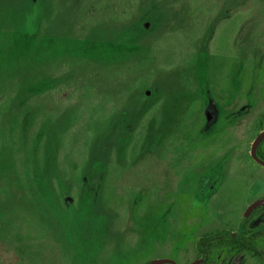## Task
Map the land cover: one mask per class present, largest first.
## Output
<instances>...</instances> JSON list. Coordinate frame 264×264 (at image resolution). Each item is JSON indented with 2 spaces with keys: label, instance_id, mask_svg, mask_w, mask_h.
I'll use <instances>...</instances> for the list:
<instances>
[{
  "label": "rangeland",
  "instance_id": "obj_1",
  "mask_svg": "<svg viewBox=\"0 0 264 264\" xmlns=\"http://www.w3.org/2000/svg\"><path fill=\"white\" fill-rule=\"evenodd\" d=\"M91 1L0 0V264H264V0Z\"/></svg>",
  "mask_w": 264,
  "mask_h": 264
},
{
  "label": "trees",
  "instance_id": "obj_2",
  "mask_svg": "<svg viewBox=\"0 0 264 264\" xmlns=\"http://www.w3.org/2000/svg\"><path fill=\"white\" fill-rule=\"evenodd\" d=\"M141 1L142 0H92L85 9L83 16L85 20L91 18L96 21H102L108 18H114L116 20L121 18H131L134 15L133 13L135 10L140 6ZM72 62L75 63L72 65L77 66L76 64H78L77 62H80V60H72ZM70 85L72 86V84ZM62 90L63 88L57 87L51 91L53 100H55ZM245 227L246 225L242 230L243 237L241 239L235 240L230 235L224 234V230H222L211 233L210 235H204L198 240V245L203 249L208 247L211 248L213 244H227L229 247L234 249L256 250L253 238L246 236Z\"/></svg>",
  "mask_w": 264,
  "mask_h": 264
},
{
  "label": "flooded vegetation",
  "instance_id": "obj_3",
  "mask_svg": "<svg viewBox=\"0 0 264 264\" xmlns=\"http://www.w3.org/2000/svg\"><path fill=\"white\" fill-rule=\"evenodd\" d=\"M259 122L261 123V119H259ZM262 132H264V130H260L259 133L257 134V136L259 134H261ZM263 144H264V139H262L260 141V143L258 144L257 150H256V155L260 161V162L257 161V163L264 168V146H263ZM262 206H264V205H262ZM196 254L197 253L195 251V252L189 253L187 255L188 260H189L187 262V264H192L193 262L198 261V260H202V262L199 264H206L208 262V260H209L208 251H202V254L200 257L196 256ZM145 264H182V262H181L180 257H168V258H160V259H151V260L147 261Z\"/></svg>",
  "mask_w": 264,
  "mask_h": 264
},
{
  "label": "water",
  "instance_id": "obj_4",
  "mask_svg": "<svg viewBox=\"0 0 264 264\" xmlns=\"http://www.w3.org/2000/svg\"><path fill=\"white\" fill-rule=\"evenodd\" d=\"M264 139V132H262L261 134H259L256 139L254 140L253 144H252V154H253V157L255 158L256 161L260 162L259 159L257 158V155H256V150H257V146L258 144L260 143V141ZM264 205V199H259V200H256L254 201L253 203H251L247 209L245 210L241 220H240V223H239V227H238V231L236 233H232V232H229V231H225L224 230V234H227V235H230L233 239L235 240H238V239H241L242 238V230L247 222V219L248 217L250 216V214L252 213V211L259 207V206H262ZM202 260H198V261H195L193 262L192 264H199L201 263Z\"/></svg>",
  "mask_w": 264,
  "mask_h": 264
}]
</instances>
